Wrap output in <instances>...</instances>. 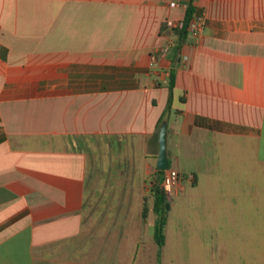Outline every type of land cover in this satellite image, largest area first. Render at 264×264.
I'll use <instances>...</instances> for the list:
<instances>
[{"label": "crops", "instance_id": "1", "mask_svg": "<svg viewBox=\"0 0 264 264\" xmlns=\"http://www.w3.org/2000/svg\"><path fill=\"white\" fill-rule=\"evenodd\" d=\"M187 1L0 0V264H264V0Z\"/></svg>", "mask_w": 264, "mask_h": 264}, {"label": "trees", "instance_id": "2", "mask_svg": "<svg viewBox=\"0 0 264 264\" xmlns=\"http://www.w3.org/2000/svg\"><path fill=\"white\" fill-rule=\"evenodd\" d=\"M193 0H188V5L186 8V14L184 20V26L177 30L180 34H185L187 32L186 26L190 19L197 13L196 8L194 7ZM174 72L171 71L168 81V96L166 108L159 118L158 125L161 124L163 120L168 117L169 112L171 111V103L173 98V87H174ZM165 170L156 169L155 173L150 179V195L152 197V209L156 215L155 226H154V239L157 245L160 247L164 242V227L167 219V214L170 209V204L166 193L162 188V178ZM146 208L143 209V217L146 216Z\"/></svg>", "mask_w": 264, "mask_h": 264}, {"label": "built area", "instance_id": "3", "mask_svg": "<svg viewBox=\"0 0 264 264\" xmlns=\"http://www.w3.org/2000/svg\"><path fill=\"white\" fill-rule=\"evenodd\" d=\"M172 4H177L176 2H173ZM188 5V1L186 3V6ZM163 25L169 29L172 32H176L177 30L181 29L184 26V20H170L166 19L163 22ZM205 25V16L201 12H197L188 22L186 29L190 31L192 34H198L202 31L203 27ZM169 46H163L158 48L159 52H166L168 50ZM188 178H192V175L188 174L186 175ZM180 177V173L173 168H167L165 169V172L163 174L162 178V188L164 192L166 193L167 197L171 196L173 194L174 186L177 184Z\"/></svg>", "mask_w": 264, "mask_h": 264}, {"label": "water", "instance_id": "4", "mask_svg": "<svg viewBox=\"0 0 264 264\" xmlns=\"http://www.w3.org/2000/svg\"><path fill=\"white\" fill-rule=\"evenodd\" d=\"M166 130L167 122L166 120L162 121L159 130H158V156L156 162V168L165 170L169 167V161L166 151Z\"/></svg>", "mask_w": 264, "mask_h": 264}, {"label": "rangeland", "instance_id": "5", "mask_svg": "<svg viewBox=\"0 0 264 264\" xmlns=\"http://www.w3.org/2000/svg\"><path fill=\"white\" fill-rule=\"evenodd\" d=\"M168 168H169V167H168ZM92 185H93V186H92V187H93L92 189H94V188L97 189V188L99 187V184H96V183H93ZM94 191H95V189H94ZM94 191H93V193H94ZM94 197H95V195H94ZM94 197H93V198H94ZM89 221H90V219H89Z\"/></svg>", "mask_w": 264, "mask_h": 264}]
</instances>
